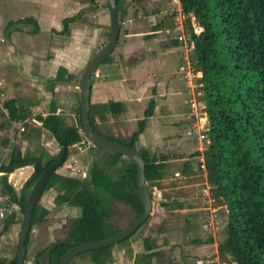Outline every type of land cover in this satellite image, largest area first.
<instances>
[{"label": "trees", "instance_id": "16d2710c", "mask_svg": "<svg viewBox=\"0 0 264 264\" xmlns=\"http://www.w3.org/2000/svg\"><path fill=\"white\" fill-rule=\"evenodd\" d=\"M123 1L118 0L116 4L120 19L124 12ZM179 1L186 18L187 40L193 46L194 71L201 75L197 81L207 121V147L190 157H202L211 195L220 199L227 211L225 238L218 244L217 253L230 264H264V0ZM79 17L80 13H77L64 18L59 33L68 35L69 25ZM193 24L201 29L199 33L195 32ZM21 25H31L34 27L31 32L38 33L36 21L24 18L7 24L6 37L9 38V28L19 31ZM160 27L161 22L153 27V31ZM154 32L147 36L148 39L154 38ZM109 61L110 56L101 64ZM155 107L156 103L151 99L143 112V118L137 123V129L126 140L103 135L94 119L95 115H99L101 121L105 120L106 115H122L125 112L123 103L110 101L98 106L90 104L89 121L97 135L136 150V142L146 128L147 120L153 116ZM3 108L8 123L26 121L22 132L24 134L29 129L28 110L17 106L12 99L6 100ZM77 114L75 125H68L63 118L55 115V111L46 117L34 116L33 119L40 123L41 129L47 130L60 146V152L55 156L22 154L16 146L3 141L4 148L10 147V154L6 163H0V186L9 202L15 204L23 215L25 200L37 186L42 174L58 161L63 145L68 149L87 143L82 136L80 103ZM2 128L5 125H0ZM36 134L40 136V132ZM93 149L99 157L92 161L88 169V180L53 173L45 185L43 193L53 185L58 187L57 207L66 205L80 211V215L70 221L66 237L53 243L55 247L51 252L50 264H58L61 255L69 248L103 241L123 230L113 223L117 213L111 202H120L129 207L134 213V221L142 213L137 194L136 165L120 155ZM136 151L144 159L145 181L152 199L148 188L159 185L169 159L167 156L151 154L145 149ZM25 166H32L33 173L20 194H16L8 182V175ZM189 168L187 160L183 164L182 173H188ZM175 204V201L170 204L161 201L159 206L167 208ZM48 215L49 211L41 209L36 203L30 231L24 242V262L32 228L44 222ZM4 222L5 230L13 223L10 219ZM149 241L145 240L146 251L152 250ZM18 247L19 241L8 264H15ZM113 247L88 252L93 264H105L111 257ZM47 248L36 254L35 264H39L37 258ZM157 255L150 253L147 257ZM0 264H3L2 261Z\"/></svg>", "mask_w": 264, "mask_h": 264}, {"label": "rangeland", "instance_id": "374dc122", "mask_svg": "<svg viewBox=\"0 0 264 264\" xmlns=\"http://www.w3.org/2000/svg\"><path fill=\"white\" fill-rule=\"evenodd\" d=\"M48 1L50 0H0V125H5V128L0 129V163H6L10 154V147L4 148L3 141H8L10 146H16L22 154L55 156L61 149L56 142H53L48 131H43L40 125L32 121L36 113L34 115L30 113L27 122L29 129L22 134L15 127L8 125L7 113L3 109V103L13 92L11 85L15 80L13 74L3 66H8L13 48H17L16 51H18V46L24 44L25 33L31 32L34 28L31 25H21L20 32L15 36L19 39L11 40L5 34L7 24L32 13H39L41 18L49 16L54 9ZM74 1L70 5L68 3L60 5L58 11L60 15L63 13V17L71 16L76 11L69 8L71 5L75 7L80 3L84 4L83 9L77 11L80 17L74 23L85 27L88 32L93 31L87 40L89 56L86 62L88 63L109 39L108 0H93L92 3L90 0ZM174 8L170 0H124L122 2L124 12L121 19L119 17L120 34L110 60L121 58L124 47L131 46L132 50L141 52L134 59L135 61L149 62L150 66L146 72L150 71L153 80L144 95L146 98L144 105L137 101L136 106H125L124 114L99 124L98 129L105 136L126 140L137 129L138 121L143 118L142 111L147 108L150 97H153L157 100L156 108L154 116L147 120V127L153 126L159 129L160 141L157 142L156 138L146 133L141 139L142 145H138L136 150L145 149L157 156H167L169 160L159 185L148 188L152 198V211L146 223L129 240L114 246L111 257L105 264H206L202 261L200 263L199 258L212 260L215 247H210L206 253H199L200 255L194 254L193 251L203 243L217 242L219 244L225 238L227 222L225 206L220 199L213 198L211 195V186L206 179L205 167L204 169L200 167L203 164L202 157H190L196 152L204 151L207 147L208 139L206 133L202 131L207 130V121L205 122L200 104L202 97L197 80L201 75L194 71L192 47L187 40L186 22L181 32L178 29V15ZM159 22L161 27L154 32L153 27ZM8 32L14 33L13 27L9 28ZM152 32H154V38L148 39L147 36ZM174 42L178 44L175 45ZM40 43L41 41L38 40L37 44ZM126 63L131 65L132 58H128ZM86 65L80 68L76 84H79ZM157 65L158 68L166 66L159 72L161 76L157 75ZM98 69L104 71L103 64L99 65ZM101 75L102 78L99 80H105L104 73ZM91 79L96 80L93 77ZM145 81L139 84V88L145 84ZM192 101L197 104L196 117L192 115L190 108ZM77 117L76 112L75 118L65 119L66 123L75 125ZM193 125L200 129L201 134L205 136L203 139L193 133ZM113 127L119 128L117 132L112 131ZM122 129L124 135H119ZM37 132H40L38 137ZM98 157V152L88 142L68 148L67 158L56 173L78 180H88V169L92 161ZM187 160H189L190 168L188 173L183 174V164ZM29 178L15 175L10 179L16 194H20ZM57 189L58 187L53 185L42 194L38 201L39 207L49 211V215L44 222L32 228L27 258L23 264H35L38 252L50 244L63 240L68 233L70 221L80 215L78 209L66 205L56 206V197L59 194ZM161 201L168 204L175 201L176 204L162 208L159 206ZM4 203L7 211L0 220V261L7 263L16 252L24 215L20 209L9 202L8 197ZM111 203L117 213L113 218L114 225L123 230L128 228L134 222V213L120 202ZM16 216H18L17 220H14ZM8 219L18 223V229L15 232L11 230V226L7 230L4 229V221ZM148 233L155 242L152 253L158 254L151 258L147 257L149 253L144 254L138 243L143 235ZM193 241L201 244L197 245ZM69 264H93V262L91 255L85 252L75 257ZM215 264L230 263L227 259L220 257Z\"/></svg>", "mask_w": 264, "mask_h": 264}, {"label": "crops", "instance_id": "0c3cea01", "mask_svg": "<svg viewBox=\"0 0 264 264\" xmlns=\"http://www.w3.org/2000/svg\"><path fill=\"white\" fill-rule=\"evenodd\" d=\"M73 1L74 0L48 1L49 5H51V7L54 9L53 13L49 14V16L41 18L39 13H32L29 16L23 15L19 17V19L33 18L36 21L38 33H25L24 44H22V46H18V51H16L17 48H13V50L11 49V61L8 62V66H3L7 68L15 78L14 84L11 85L13 92L11 93V96L8 98V100H15L17 106H23L28 110L29 113L32 112L33 115L36 113L35 116L41 115L42 117H46L51 113V111H55V115L60 116L64 120L66 118L72 119L75 118V114L80 103L78 83L76 84V80L80 68H82V66L86 65L87 63L86 61L88 60L89 56V43L87 40L93 31L88 32L85 30V27H81L79 24L76 25L75 23H71L69 26L70 30L68 35H61L59 33L62 30V20L64 18L74 16L77 11L83 9L82 7H84V4L81 5V3L75 7L74 5H71L69 8L76 10L74 11L73 15L67 17H63V13L60 15V12L58 11L60 5H66V3L70 5ZM18 32H20V30H14V33L12 34L9 33V38L11 40L15 39V36L18 34ZM16 39L18 40L19 38ZM38 40L41 41L40 44H37ZM140 54L141 52L132 50L131 46H126L121 52V58L119 57V59H115L113 61L110 60L109 62L103 64L104 71H99L98 68L96 69L94 74L97 73L98 77L95 78L92 76L94 79H96L95 81H92L91 79V105L98 106L101 104H106L110 101L121 102L127 107L138 105L136 103L137 101L144 105L143 102L146 99L144 95L149 88L148 85L151 84L153 79L150 71L146 72L150 66L148 64L149 62L146 60L142 62L134 60ZM128 58H132L131 65L126 63ZM162 68L164 69L166 66L163 65L162 67L158 68L157 65L156 71L158 76L162 75L159 73L161 72ZM101 73H104L105 80H99L102 78ZM144 80H146L145 84H142L139 88V84ZM151 99H153L156 103L157 100L155 98L150 97L149 101ZM114 118L115 117L106 115L105 120L101 121L99 119V115L94 116L97 126L104 123L105 121H111ZM32 121L40 125V123H38L36 120L33 119ZM25 123L26 121H12L9 122L8 125L10 124L14 127V124H17L24 129ZM118 129L119 128L116 129L113 127L112 131L117 132ZM156 129L157 128L153 126H146L143 133L139 136V140L136 143V148L138 149V145H142L141 139L146 135V133H148L149 136L156 138L157 142H159V129ZM42 130L47 131L45 129ZM22 132H24V130ZM123 132V129L120 130L119 135H124ZM52 140L55 142L53 137ZM32 173L33 167L25 166L8 175V182L11 183L12 180L10 179L15 175H19L21 177H30ZM13 206L18 208L15 204H13ZM17 217L18 216L14 217V220H17ZM10 226L13 232L18 229L17 222L12 223ZM151 237L152 236L150 233L144 234L143 238L138 241L144 254H150L153 252L155 242ZM146 239L150 240L148 244L152 247L151 251H146L144 248L145 243H147L145 242ZM194 243L197 245L201 244L198 241ZM212 246L215 247V252L212 254L213 259L215 260H205L206 258H199L200 263L202 261V263L205 262L206 264H215V261L219 260L220 256L217 253V242H209L207 244L203 243L200 247H197L193 253L197 255L204 254ZM2 263L8 264L9 262L5 263L2 261Z\"/></svg>", "mask_w": 264, "mask_h": 264}, {"label": "water", "instance_id": "95a60500", "mask_svg": "<svg viewBox=\"0 0 264 264\" xmlns=\"http://www.w3.org/2000/svg\"><path fill=\"white\" fill-rule=\"evenodd\" d=\"M117 1L118 0H108L110 23L109 39L106 44L87 63L79 80L78 91L80 102V122L82 136L92 147L105 152L120 155L124 158H128L136 165L137 194L142 206V213L140 217L137 218L128 228L122 230L120 233L111 238L99 242L85 243L69 248L61 255L58 264H69L75 257H77L81 253L98 251L100 249L113 247L118 245L119 243H122L132 234H134L142 224L145 223L152 211V201L147 191V184L144 175L145 163L142 156L136 150L130 149L118 143H113L106 138L97 135L94 132L89 121L91 78L98 66L113 53L120 34L119 17L116 9ZM67 152V146L64 144L58 161L52 164L42 174L39 182L37 183V186L24 202V222L20 234L19 247L15 264H23L24 262V258L26 255L24 242L27 239L28 233L30 231L32 212L35 208L36 203H38L40 197L42 196L45 185L47 184L50 176L53 173H56V171L64 164L67 158ZM54 247V244L49 246L46 251L38 258V262L40 264H50L51 252Z\"/></svg>", "mask_w": 264, "mask_h": 264}, {"label": "built area", "instance_id": "2783aa9c", "mask_svg": "<svg viewBox=\"0 0 264 264\" xmlns=\"http://www.w3.org/2000/svg\"><path fill=\"white\" fill-rule=\"evenodd\" d=\"M170 1L175 6L174 11L178 15V29L182 32L186 18H185V15L183 14V11H182V8H181V5H180V1L179 0H170ZM193 26H194V30H195L196 33H199L201 31V29L198 28L195 24H193ZM191 47L193 48L192 45H191ZM93 76L95 78H97L98 74L95 73ZM200 104H201L202 110H203L204 105H202L201 101H200ZM196 105L197 104H196L195 101H192L190 103V108H191V111H192V115H194V117H196V110H195L196 109ZM204 119H205V122H206L205 114H204ZM14 127L16 129H18L20 132H22L24 130L20 125H17V124H14ZM192 131H193V133L195 135L199 136L200 139H203L205 137L204 135L201 134L200 129H197L196 125L192 126ZM202 131L206 132L207 130L204 129ZM200 167L202 169H204V165L201 164ZM6 198H7V195L4 194V192H3V190H2V188L0 186V220L4 217V213L7 211L6 205L4 203Z\"/></svg>", "mask_w": 264, "mask_h": 264}, {"label": "flooded vegetation", "instance_id": "af4514ba", "mask_svg": "<svg viewBox=\"0 0 264 264\" xmlns=\"http://www.w3.org/2000/svg\"><path fill=\"white\" fill-rule=\"evenodd\" d=\"M51 246V245H50ZM37 261H38V258H37ZM39 263V262H38ZM40 264V263H39Z\"/></svg>", "mask_w": 264, "mask_h": 264}]
</instances>
